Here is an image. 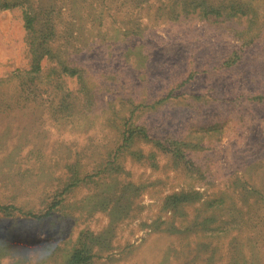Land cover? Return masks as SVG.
Here are the masks:
<instances>
[{"label": "rangeland", "instance_id": "1", "mask_svg": "<svg viewBox=\"0 0 264 264\" xmlns=\"http://www.w3.org/2000/svg\"><path fill=\"white\" fill-rule=\"evenodd\" d=\"M37 259L264 264V0H0V264Z\"/></svg>", "mask_w": 264, "mask_h": 264}, {"label": "clouds", "instance_id": "2", "mask_svg": "<svg viewBox=\"0 0 264 264\" xmlns=\"http://www.w3.org/2000/svg\"><path fill=\"white\" fill-rule=\"evenodd\" d=\"M55 243H58V241H54ZM25 243L27 244H35L36 247L30 248L29 251L32 252H44L47 249V240H43V241H26ZM33 264H43V260L42 259H37L35 261H33Z\"/></svg>", "mask_w": 264, "mask_h": 264}, {"label": "trees", "instance_id": "3", "mask_svg": "<svg viewBox=\"0 0 264 264\" xmlns=\"http://www.w3.org/2000/svg\"><path fill=\"white\" fill-rule=\"evenodd\" d=\"M5 7H6V5H5ZM24 22H25V28L27 30L31 29L32 24H33V18L30 15H25Z\"/></svg>", "mask_w": 264, "mask_h": 264}]
</instances>
